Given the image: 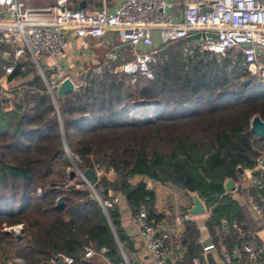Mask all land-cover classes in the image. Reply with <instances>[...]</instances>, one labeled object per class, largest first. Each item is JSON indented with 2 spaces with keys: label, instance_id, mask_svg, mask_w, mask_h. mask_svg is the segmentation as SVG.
Instances as JSON below:
<instances>
[{
  "label": "trees",
  "instance_id": "16d2710c",
  "mask_svg": "<svg viewBox=\"0 0 264 264\" xmlns=\"http://www.w3.org/2000/svg\"><path fill=\"white\" fill-rule=\"evenodd\" d=\"M192 43L160 44L151 79L139 75L131 82L113 70L112 60H102L99 72L82 71L74 91L61 99L47 91L30 57L14 62L11 51L0 54V77L10 63L8 80L27 76L12 107L0 95V264H52L56 255L86 264L82 254L101 248L121 262L116 238L126 244L118 212L102 207L99 198L117 190L131 210L144 207L154 225L161 218L145 182H128L134 174L195 191L208 209L205 225L213 241L225 247L242 242L244 250L249 234L243 213L223 182L264 156V136L249 129L252 115L264 121V81L243 84L238 52L216 55ZM49 74L43 69L46 79ZM65 150L80 170H102L95 194L78 176L56 186ZM108 168L111 177L103 173ZM254 174L253 201L264 197V172ZM14 224L21 225L18 237L5 228ZM175 238L183 247L181 264H193L201 251L195 222L184 218Z\"/></svg>",
  "mask_w": 264,
  "mask_h": 264
},
{
  "label": "built area",
  "instance_id": "2783aa9c",
  "mask_svg": "<svg viewBox=\"0 0 264 264\" xmlns=\"http://www.w3.org/2000/svg\"><path fill=\"white\" fill-rule=\"evenodd\" d=\"M25 1L0 0V50L5 47L11 51L14 62L25 57L27 52L42 73L39 59L58 56L67 45L70 33L74 36L100 37L113 31L121 43L129 45L131 52V56L115 65L113 70L126 74L133 82L139 75L147 79L153 77L155 53L160 44L186 38L196 32H209L215 36L204 35L191 39L192 46H196L198 51L216 55L234 50L241 56L242 73L264 81V0H182L179 18L167 12L171 5L167 0H120L111 10L102 7L73 8L69 6L73 0H53L51 4L39 7L27 6ZM198 3L210 6V9L199 11ZM153 34L158 37V44L154 43ZM243 43L247 45L241 46ZM139 45L143 48H139ZM115 56L114 51L106 53L107 60ZM103 63L93 70L99 72ZM55 67H58L56 63ZM13 68L14 63L4 66L5 75ZM43 78L51 94L62 76L57 72L48 79L44 75ZM3 86L6 88V84L0 82V89ZM260 160H264V156L257 161ZM105 172L113 171L108 168ZM256 182L259 180L256 179ZM120 199L119 194H114L99 198V202L105 208L118 204ZM259 199L264 200V197ZM250 206L259 212L257 202L251 200ZM186 217L184 213L183 218ZM128 222L139 234L146 236L145 247L151 256V264H168L164 247L168 234L147 218L146 209L139 207L130 211ZM13 228L18 232V226ZM213 248V244L202 247L204 251ZM244 250L253 255L248 244L244 245ZM89 254L90 251L86 250L82 255L86 257ZM61 258L63 264H84L83 261L73 263L69 255H61ZM222 259L223 264H234L226 251Z\"/></svg>",
  "mask_w": 264,
  "mask_h": 264
},
{
  "label": "crops",
  "instance_id": "0c3cea01",
  "mask_svg": "<svg viewBox=\"0 0 264 264\" xmlns=\"http://www.w3.org/2000/svg\"><path fill=\"white\" fill-rule=\"evenodd\" d=\"M119 1L120 0H75V2H71L70 7L86 9L102 7L111 10ZM167 1L171 3L167 8V12L171 14L172 17L179 18L182 11V0ZM52 2L53 0L25 1L26 5L31 7L44 6ZM80 2H83L82 7L79 6ZM72 4L75 5V7L72 6ZM153 39L154 43L158 44L159 39L156 34H153ZM124 44L125 43L119 41L113 31H108L100 37H92L89 35L74 36L70 33L67 45L58 56L55 58L41 57L39 62L42 69L50 72L49 78L59 72L62 77L68 76L76 86L80 81V73L88 68L99 65L102 60L106 59V53L108 51L115 52L116 56L112 59L115 65L129 58L131 56L130 47ZM138 47L143 48L141 45ZM5 49H1L0 54L3 53L7 55V50ZM55 63L58 67H55ZM26 81V75L18 76L11 80H8L6 75L0 77V82L6 84V88L3 86L4 89H0V95L8 103L7 108L12 107L13 101L18 100L16 95L19 94L20 89L27 83ZM255 171H258L259 176L263 175L262 173L264 172L262 167L258 164H253L252 168H245L242 170V173L238 175L237 179L233 181L234 188L228 190L230 196L241 207L243 223L249 234V238L246 242L253 250L252 256L241 248L242 242H239V247H237L234 246L230 240L229 243L231 245L229 244L228 247H225L219 239H217L216 243L213 241V237L210 235L205 225V220L208 215L207 207L206 212L203 214H187V209L192 204L189 191H185L171 183H160L151 180L139 174L130 176L128 182L131 185H135L140 181H144L145 186L146 184L150 186L148 190L152 192L151 207L154 212L161 214V218L155 223V226L168 234L164 241L168 264H181L183 247L179 245L175 236L182 230L184 213L187 214L185 219H190L195 222L198 230V243L201 246L199 257L192 258L193 264H223L222 254L225 251L231 255L234 264H264V200H260L259 198L254 200L258 203L260 208L259 212H255L250 206V201H253L250 189L255 177H257L254 174ZM112 174L113 172H105L107 177H111ZM114 194H119L121 196L119 203L114 206L118 212V224L124 236L123 242L126 244V248H123L116 238L122 261L113 263L108 256V252L103 248L97 251L92 249L88 256L83 257V260L86 264H138V262L151 264V256L145 247L146 236L139 234L129 225L128 215L132 210L128 206L124 195L117 190H108L109 196ZM224 223L223 221V224ZM224 233L225 232H223V234ZM218 234H221L220 230L215 231V235ZM207 244H213L214 248L209 251H204L202 247ZM54 262L58 264L56 259H54L52 264Z\"/></svg>",
  "mask_w": 264,
  "mask_h": 264
},
{
  "label": "water",
  "instance_id": "95a60500",
  "mask_svg": "<svg viewBox=\"0 0 264 264\" xmlns=\"http://www.w3.org/2000/svg\"><path fill=\"white\" fill-rule=\"evenodd\" d=\"M194 1H199V0H194ZM198 10L199 11H204L207 9H210V6L204 5L202 3H198ZM80 7L83 6V2H80L79 4ZM204 35L208 36H215L213 33L207 32L204 34L203 32H196L191 35H188L186 38L187 39H197L198 37H203ZM124 45H127L126 43ZM247 44H241V46H245ZM250 81V77L245 76L242 78L243 84H247ZM75 89L74 83L71 81V79L68 76H64L60 79L58 84L55 86L54 90L52 91L51 95L53 98H58L61 99L63 98L64 94L67 92H72ZM18 101V100H17ZM249 129L257 134L258 136L263 137L264 136V121L256 114L252 115L250 120H249ZM253 164H258L262 167L264 171V160L257 161V159H253ZM241 171V170H240ZM73 170L69 171V178L72 177L73 175ZM78 174L81 176L83 181L90 187L92 191H94L93 184L97 180V174L94 169L91 168H85L83 170H80L79 168L77 169ZM223 186L225 190H231L234 188L233 180L231 178H226L223 182ZM146 189H149L150 186L146 184L145 186ZM191 194V199H192V204L191 206L187 209V214L189 215H197V214H203L206 212V206L204 201L198 196V194L195 191H189ZM62 205V199L60 196H58L55 199V206L60 207ZM18 237V233L16 234ZM54 259L57 260L58 264H62V258L60 255L54 256Z\"/></svg>",
  "mask_w": 264,
  "mask_h": 264
},
{
  "label": "rangeland",
  "instance_id": "374dc122",
  "mask_svg": "<svg viewBox=\"0 0 264 264\" xmlns=\"http://www.w3.org/2000/svg\"><path fill=\"white\" fill-rule=\"evenodd\" d=\"M25 57H29L28 53L25 52ZM32 62L35 65V70L39 73V75L42 77L43 79V73L41 72L40 68L37 66V64L35 63V61L31 58ZM44 80V79H43ZM78 166H77V157L72 155L71 153H69L67 150H65L64 155L61 158V162H59L57 164L56 170L58 171V174L55 176V182H56V186H65L66 184L70 183L73 181V179L69 178V171L73 170V176L75 177H81L78 172H77ZM95 172L98 175L101 174L102 170L98 169L97 166H95ZM105 173V172H103ZM74 177V178H75ZM83 180V179H82ZM86 184V183H85ZM87 185V184H86ZM88 186V185H87ZM89 187V186H88ZM90 188V187H89ZM38 192V191H37ZM95 190H94V194H95ZM15 226H18V232L14 231ZM9 227L11 228L10 230L13 231L14 234H19L21 225L20 224H14L12 226H8L5 227L7 229H9Z\"/></svg>",
  "mask_w": 264,
  "mask_h": 264
}]
</instances>
